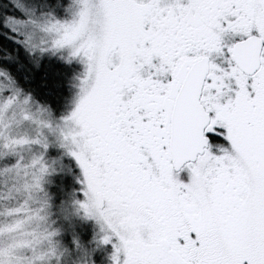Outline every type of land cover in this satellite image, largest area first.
Returning a JSON list of instances; mask_svg holds the SVG:
<instances>
[{
  "label": "snow or ice",
  "instance_id": "1",
  "mask_svg": "<svg viewBox=\"0 0 264 264\" xmlns=\"http://www.w3.org/2000/svg\"><path fill=\"white\" fill-rule=\"evenodd\" d=\"M9 2L0 264H264V0Z\"/></svg>",
  "mask_w": 264,
  "mask_h": 264
},
{
  "label": "trees",
  "instance_id": "2",
  "mask_svg": "<svg viewBox=\"0 0 264 264\" xmlns=\"http://www.w3.org/2000/svg\"><path fill=\"white\" fill-rule=\"evenodd\" d=\"M26 3L29 7H35L38 11L44 6H56L61 0H20ZM13 4L9 0H0V56L16 54L20 62L25 66L19 73L18 77L21 83H25L24 78L29 77L30 85L40 89L41 93L48 88H53L54 84H62L63 77L57 76L55 73H69L70 70L65 68L64 65L59 63L56 58H52L49 61L47 58L42 61L40 68L32 66L28 58L25 56L23 49H20L18 45L14 43V40L10 37L11 33L4 27V20L6 16L21 17V13L12 7ZM17 65H13L15 71ZM34 73V77L31 75ZM47 74V81H42V77ZM55 90V89H53ZM63 90V89H62Z\"/></svg>",
  "mask_w": 264,
  "mask_h": 264
},
{
  "label": "rangeland",
  "instance_id": "3",
  "mask_svg": "<svg viewBox=\"0 0 264 264\" xmlns=\"http://www.w3.org/2000/svg\"><path fill=\"white\" fill-rule=\"evenodd\" d=\"M17 2L20 3V4H24V5L28 6L26 3H24V2H22V1H20V0H17ZM12 7L14 8V6H12ZM10 33H11V32H10ZM11 35L13 36V33H11Z\"/></svg>",
  "mask_w": 264,
  "mask_h": 264
}]
</instances>
